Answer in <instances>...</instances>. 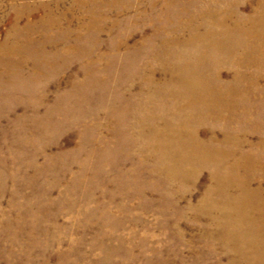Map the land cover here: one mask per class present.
Segmentation results:
<instances>
[{
    "label": "rangeland",
    "instance_id": "rangeland-1",
    "mask_svg": "<svg viewBox=\"0 0 264 264\" xmlns=\"http://www.w3.org/2000/svg\"><path fill=\"white\" fill-rule=\"evenodd\" d=\"M262 3L0 0V264L251 261L253 250L232 246L216 210L207 211L219 195L210 187L220 166L188 163L190 175H171L157 158L160 147L130 128L139 116L130 108L137 101L146 111L158 108L157 121L147 126L167 118L171 103L163 96L170 89L163 83L177 60L161 52V42L190 33L172 34L170 27L209 4L228 25L233 12L250 18ZM203 20L194 22L205 26ZM220 69L232 82V67ZM259 84L230 99L238 105L236 122H202L196 129L200 138L208 129L236 134L239 153L255 145L258 164L244 160L239 171L264 188V81ZM259 199L263 205L248 215H264V189Z\"/></svg>",
    "mask_w": 264,
    "mask_h": 264
},
{
    "label": "bare ground",
    "instance_id": "bare-ground-1",
    "mask_svg": "<svg viewBox=\"0 0 264 264\" xmlns=\"http://www.w3.org/2000/svg\"><path fill=\"white\" fill-rule=\"evenodd\" d=\"M262 4L257 14L250 18H235L233 12V22L228 25L223 23L221 9L209 4L204 13H189L187 22L170 27L172 34L182 28L190 29V33L187 37L175 34L161 42V52L177 60L168 66L172 75L163 83L170 89L163 96L171 103L166 111L167 118L163 123L157 122L161 125L147 126L143 122L157 121L160 116L158 108L146 111L147 107L140 101L130 108L132 113L138 112L139 115V118L134 117L131 121L130 128L139 131L138 136L144 137V140L146 136L153 139V148L156 145L160 147L157 158L163 162L166 171L168 167L171 168V175H190L189 169L185 168L188 163H214L220 166L211 176L213 181L210 187V192L213 190L219 195L210 200L211 206L207 211L215 213L216 210V223L223 228V235L234 241L232 246L238 244L253 250L252 259L246 264H254L258 260L259 264H264V215L262 212L254 217L248 215L251 207L263 205L259 193L264 188L255 176L239 171V165L244 160L251 166L258 162L253 161L255 154L252 149L255 145L252 144L247 150L250 152L242 150L239 153L242 143L236 134L222 136L217 130L208 129L205 132L207 137L200 138L196 126L202 122H220L225 126L236 122L238 117L234 113L238 105L230 99H241L259 86L261 80L264 81V74H260L264 69ZM197 18H204L205 26L195 23ZM227 64L233 69L230 75L232 82L222 78L220 68ZM157 94L159 91L153 93L156 98ZM259 145L264 148V140ZM162 146L167 147L166 152ZM221 183L228 188L222 189Z\"/></svg>",
    "mask_w": 264,
    "mask_h": 264
}]
</instances>
